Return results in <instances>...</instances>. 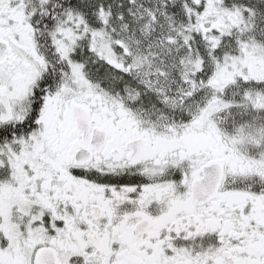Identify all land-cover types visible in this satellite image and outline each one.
Wrapping results in <instances>:
<instances>
[{
  "label": "snow or ice",
  "instance_id": "snow-or-ice-1",
  "mask_svg": "<svg viewBox=\"0 0 264 264\" xmlns=\"http://www.w3.org/2000/svg\"><path fill=\"white\" fill-rule=\"evenodd\" d=\"M0 264H264V0H0Z\"/></svg>",
  "mask_w": 264,
  "mask_h": 264
}]
</instances>
